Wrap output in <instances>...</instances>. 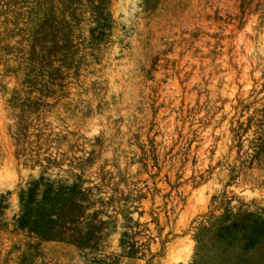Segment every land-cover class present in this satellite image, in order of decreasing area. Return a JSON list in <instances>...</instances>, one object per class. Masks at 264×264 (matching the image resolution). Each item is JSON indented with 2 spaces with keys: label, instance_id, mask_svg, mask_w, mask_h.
Returning <instances> with one entry per match:
<instances>
[{
  "label": "rangeland",
  "instance_id": "374dc122",
  "mask_svg": "<svg viewBox=\"0 0 264 264\" xmlns=\"http://www.w3.org/2000/svg\"><path fill=\"white\" fill-rule=\"evenodd\" d=\"M21 114L85 185L122 174L132 220L94 248L18 228ZM0 203V264H264V0H0Z\"/></svg>",
  "mask_w": 264,
  "mask_h": 264
},
{
  "label": "trees",
  "instance_id": "16d2710c",
  "mask_svg": "<svg viewBox=\"0 0 264 264\" xmlns=\"http://www.w3.org/2000/svg\"><path fill=\"white\" fill-rule=\"evenodd\" d=\"M29 125L21 114L11 135L16 147L15 155L23 158L24 165L38 166L40 170L39 176L28 182L18 194L19 209L14 218L18 228L27 230L39 240H60L80 248H94L109 230L116 227L119 215L128 222L132 220L127 205L129 191L124 194L117 187L119 181H125L122 174L118 180H113L111 174L101 173L98 183L85 185L86 182L91 183L83 177L89 158L73 155L67 158L65 153L58 151L53 157L44 154L47 153L42 150L44 144L56 142L58 149L65 135L55 133V137L50 138L52 133H44L43 127H38L30 140ZM146 153L147 150L143 149L139 158L143 169L147 167ZM63 164L67 165L61 169L64 177L45 176L48 169L61 168ZM106 188L111 190L110 194L100 196ZM152 218L158 220L157 216ZM119 244L129 257H136L141 246L147 245H137L136 240H124L122 237Z\"/></svg>",
  "mask_w": 264,
  "mask_h": 264
}]
</instances>
